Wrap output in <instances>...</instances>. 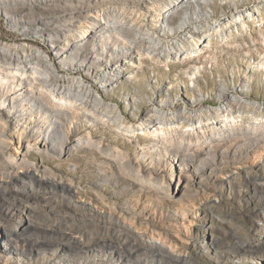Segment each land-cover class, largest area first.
Instances as JSON below:
<instances>
[{
  "label": "rangeland",
  "instance_id": "1",
  "mask_svg": "<svg viewBox=\"0 0 264 264\" xmlns=\"http://www.w3.org/2000/svg\"><path fill=\"white\" fill-rule=\"evenodd\" d=\"M121 3L122 0H117L118 7L107 9L104 14L116 17L126 13L132 22L141 16L143 26L155 34H160L162 26L172 31L169 38L176 37L177 45H183L178 37L196 43V37L190 38L186 29L177 26L197 15L193 13L195 7L207 8L211 17L222 20L223 31L221 34L211 31L210 37L206 33L196 48L192 44L187 52L169 56L158 55L148 48V40H141L139 47L129 49L123 55L125 60L119 62L117 84L102 94L101 87L113 82V78L107 76L104 82L96 81L97 61L105 63L111 59V63H116L117 57L122 56L120 49H127L125 39H135L139 29L125 31L124 36L104 30L93 41L67 52L51 47L44 39L49 37L46 32L23 35L15 31L17 24L8 20L11 11L0 8L3 43L15 46L20 56L27 55L23 49L27 44L45 51L53 64H63L60 75L75 80L83 78L86 87L122 115L118 121L111 120L74 96L51 91L37 78L41 73L23 70L32 85L45 91L53 101L76 108L77 113L69 117L72 130L68 136L63 135L55 120L46 148L28 133L29 127L4 118L0 139H7V151L16 153L24 147L23 142L18 144L20 137L36 148L28 152L29 166L18 167L17 173L8 174L0 158V264H264L263 133L259 131L258 136L252 137L246 131L223 134L208 137L206 143L193 139L194 147L167 148L151 163L135 157L139 146L150 144L154 132L201 126L216 118L204 116L200 122L194 120L191 124L181 121L147 126L144 114L157 100H172L174 111L182 106L200 110L224 108L228 98L236 94L260 104L261 109L232 110L231 114L225 111L220 113V119L244 117L264 121V0H190L187 7L173 16L169 26H160L162 23L153 15L149 0H138L130 9H121ZM246 9L244 21L226 24L231 12ZM125 16L111 18L120 20ZM59 50L61 56L56 53ZM95 53H98L96 62L91 63ZM21 73L22 70L8 64L0 65V112L4 113L8 107V95L18 91ZM221 87H225V93L217 97L215 93ZM198 93L200 100L192 103L190 98ZM131 97L136 99L135 105L129 103ZM44 111L41 108L39 113ZM42 123L37 122L35 129ZM85 135L100 151L71 145L75 137ZM113 152L118 156L123 153L129 161L118 167L107 156ZM25 169L34 173L26 177ZM15 176L34 182V192L46 189L54 197L70 196L78 211L110 225L96 223L82 231L77 225L70 228L65 221L54 231L41 228L29 232L28 218L39 224L50 222L42 212L48 207L42 196L30 193H15L22 198V204L8 202L1 191L12 182H19ZM54 197L49 199L52 201ZM53 206L49 213L64 208ZM131 236L140 238L144 245L140 242L129 248L126 238ZM111 240L112 246H100Z\"/></svg>",
  "mask_w": 264,
  "mask_h": 264
},
{
  "label": "bare ground",
  "instance_id": "2",
  "mask_svg": "<svg viewBox=\"0 0 264 264\" xmlns=\"http://www.w3.org/2000/svg\"><path fill=\"white\" fill-rule=\"evenodd\" d=\"M137 1L138 0H122L121 5L123 8L121 6L120 7L121 9H126L128 7L130 9V7H134V4ZM189 2L190 0H149L153 15L157 21L162 23L160 26L164 24L169 26L173 16L178 13L179 10L187 7ZM115 3H117V0H0V8L11 11V13H9L10 15L8 20L13 24H17L15 31H20L23 33V35L37 33L38 31H40L41 34L46 32V35L48 34L49 37H44V39L48 41L51 47H54L57 50L64 49L67 52L69 50L72 51L73 49L78 48V46H80L82 43H85L86 41H93L96 35L102 34L104 30H114L120 33V35L124 36L125 31L139 29L140 32L135 39L127 40L124 37L128 46L127 49H120L122 56L117 57L118 61L116 63H111V59L108 60L109 62L105 61V63L100 61L99 63L97 61V68H95L94 75L96 81L101 82L105 80V77L107 76H111L113 78V82L104 84L101 87L102 94H106V91L109 90L110 86L112 87L113 85L117 84L116 76L119 70L118 67L120 66L119 62L125 60L123 55H127L129 53V49L138 48L141 40H148V48H151V51L162 56H169L171 53L179 54L181 51L187 52L189 45L191 46L193 44L192 40L186 39L183 41L181 37H178V40L183 45H177V43L175 44L177 38H169V36L173 35V32L166 30L164 26L160 28V34H155L154 32L147 29V27L143 26V22L141 23L143 18H141V16H136V18H140H137L136 22H132L129 18L130 16H125L126 13L123 14L125 19L120 20L115 19L118 17L121 18V16H123L122 13H119L120 15L118 14L119 16L116 17L113 16L114 14L111 15V17L113 16L115 19H112L113 17L111 18L110 15L107 16L108 14L105 15L104 13L108 12L107 9L114 10L115 7H118L115 5ZM209 12L210 10L207 8L203 9L201 7H195L193 9V13H197V15L190 17L188 20L180 21V23L177 25L180 28L186 29V32L190 34V38H197L195 39L196 43L193 44V47L195 48L197 47L196 45L199 43L200 39L205 37L206 33H208L207 35L210 37L212 35L211 31H215L217 34H221L223 31V27L221 28L223 25V22H221L222 20L216 17H211ZM232 13L234 12H231L227 19L226 24L228 25L230 23L235 24L238 21H244L245 16H247L248 9L236 12V14ZM132 17L135 18V16ZM85 21H87V23H85ZM133 21H135V19ZM161 35L164 37H161ZM23 49L27 52V55L20 56L16 47L3 43L0 36V65L4 66L8 64V67L10 66V68L14 67L17 68L18 71L22 70L21 76H18L20 78L18 81V91L8 95V107L4 109V113L0 112V129L1 126H3V122H5L4 118H7L8 121H15L16 123L24 125L27 128L29 127L28 133H32V135L36 137L35 141L41 143L45 148L49 142V131L52 130L51 128L53 123H55V120L59 122L64 136H68L72 130V126L68 125L69 117L74 116L77 113V109L69 104H66L65 102L63 103L53 101L49 98L45 91L32 85L31 81H29L30 77L25 76V71L23 72V70L29 69H33L34 71L41 73L37 76V78L40 81H43L51 91H56L59 94L62 93L66 96H74L77 99H80L82 102L86 104L88 103L98 113L107 116L111 120L113 119L118 121L120 119L122 115L120 116L116 107L98 98L99 95L97 92L85 86L84 82L86 80L83 78L82 80H75V78H72V76L69 77L67 75H60V69L62 68L61 66H63V61L61 62L62 65H55L50 61L45 51H40L29 44L24 45ZM56 53L61 56L60 50L56 51ZM97 54L98 53H95V57L92 59L94 61H90L91 63L96 62L95 58ZM100 60L104 61L103 58H100ZM88 63L89 61H87V64ZM80 64H83V62H80ZM224 93L225 87H221L215 94L217 97H221L224 95ZM200 95V93H198V95H194V97L190 98V101L192 103L199 101ZM136 102L137 101L134 97L130 98L129 103L131 105H135ZM172 106H174V102L170 99L157 100L156 105L148 109L146 114H144L146 125L150 126L158 123L163 125H172V123L181 121H187L191 124L194 120L200 122L204 116L210 119L213 118V115H216V118L214 116V120L212 122L202 124L201 126L195 125V127L174 130V132L173 130L170 132H166L165 130L158 133L154 132L150 138L151 142L148 146L143 145L138 147L137 156H135L136 158H145L149 160V163H151L155 158H159L167 148L177 145L189 149V147H191L193 144V139L205 142L207 139H209L208 137H221L223 134L234 135L243 131L248 132L251 137L258 136L259 131L264 135V121L259 122L251 119H245L244 117L236 120H224L219 118L220 113L225 111H228L229 114H231L232 110L243 112V109L244 111H248L251 107L255 110L261 109L260 104L246 101L240 95H231L226 101V106L224 108L206 107L200 110H191L186 106H182L177 111L176 109L174 111ZM164 107L170 108L164 109ZM41 108H44L45 111L40 114L39 112ZM82 113L85 112L83 111ZM37 122L43 123L38 129L37 127L35 129ZM88 136L85 135L80 137L77 136V138L75 137L73 144L71 145L76 147L89 146L97 148V145L93 144L94 141L91 142V139L89 138L91 134L89 137ZM1 138L0 158L2 160L1 165L4 166L3 169L8 170L9 174L11 172L17 173L18 167H28V152L31 148H36V146L34 147L31 145L29 141H23V139L20 137L18 139V144L21 145L23 142L25 145L23 144L24 147L22 146L18 152L12 153L9 150L7 151V139L5 140L4 137ZM126 140H128L130 143L133 142V140L129 138H126ZM194 145L192 146L194 147ZM111 153L107 156H111L118 167H121L129 161V159H127L126 155H123V153H121V156L116 155L114 152L111 155ZM32 172L34 173V170L25 169L23 173L26 177H30ZM14 179L19 180V182H12V184H9L6 189L1 191V194L8 198L6 199L8 202L13 204L21 202L22 204L24 203L22 198L20 195L15 193H30L42 196L43 204L45 207H48L47 209L42 208V212L47 216L48 221L50 222L48 224H39L38 222H33L32 219L28 218L27 229L29 232L37 231L41 228L54 231L56 230L55 227L57 225H60V223L65 221L70 226V228H74V225H77L82 231H87V228L92 227L96 223L110 225L105 221H97L87 213L78 211L76 208L77 205L72 201L70 196L66 198L54 197L51 195L52 192L47 191L46 189H37V192H34L36 190L33 187L34 182L28 181L24 176H15ZM29 186L31 187V190L27 189ZM49 197L54 198L51 201ZM53 205L64 206V208H61L60 210H52V213H49L48 211H50ZM30 207L33 206L30 205ZM38 209H40V207ZM117 230H120V228ZM11 236L12 233L8 232V237ZM126 239L127 243L130 244L129 248H131L132 244H139L140 242L142 243V246L144 245V242H142L137 236H131ZM6 243L7 242L4 241L3 245H6ZM113 244L114 243L112 240L108 244H106L104 241L100 246H112ZM141 245L139 247H142Z\"/></svg>",
  "mask_w": 264,
  "mask_h": 264
}]
</instances>
